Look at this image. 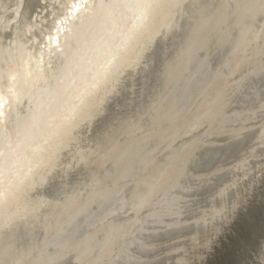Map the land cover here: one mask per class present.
I'll use <instances>...</instances> for the list:
<instances>
[{"label":"bare ground","instance_id":"obj_1","mask_svg":"<svg viewBox=\"0 0 264 264\" xmlns=\"http://www.w3.org/2000/svg\"><path fill=\"white\" fill-rule=\"evenodd\" d=\"M256 203L264 0H0V264H264Z\"/></svg>","mask_w":264,"mask_h":264},{"label":"water","instance_id":"obj_2","mask_svg":"<svg viewBox=\"0 0 264 264\" xmlns=\"http://www.w3.org/2000/svg\"><path fill=\"white\" fill-rule=\"evenodd\" d=\"M262 225H264V207L262 204L256 203L253 206L247 208L245 213H243L241 216L240 223L237 226L240 230L243 229L242 231H244L242 240L243 244L246 245L247 248L250 246H255L254 244L256 239L264 229ZM239 235H241L239 232L236 233V236H234L232 233L226 238L224 243L221 244V248L216 252L218 255V260L215 259L214 264L216 261L218 264L221 262V264H236V260L239 258L237 257V254L241 250V246L237 243ZM241 251L244 254H247L246 251L244 252V249Z\"/></svg>","mask_w":264,"mask_h":264}]
</instances>
